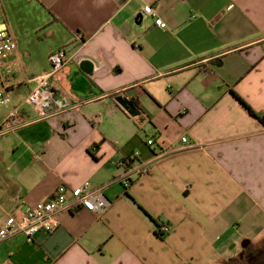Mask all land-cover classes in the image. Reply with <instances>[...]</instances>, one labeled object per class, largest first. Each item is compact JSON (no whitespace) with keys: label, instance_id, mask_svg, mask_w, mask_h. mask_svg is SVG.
<instances>
[{"label":"crops","instance_id":"0c3cea01","mask_svg":"<svg viewBox=\"0 0 264 264\" xmlns=\"http://www.w3.org/2000/svg\"><path fill=\"white\" fill-rule=\"evenodd\" d=\"M37 1L44 39L5 22L17 49L0 119L17 109L22 121L0 135V226L61 184L106 186L110 206L65 209L33 241L9 236L0 264H264L248 255L264 246V123L236 95L264 114V0ZM58 50L50 81L67 105L44 118L28 96ZM136 152L151 168L125 186L121 162Z\"/></svg>","mask_w":264,"mask_h":264},{"label":"built area","instance_id":"2783aa9c","mask_svg":"<svg viewBox=\"0 0 264 264\" xmlns=\"http://www.w3.org/2000/svg\"><path fill=\"white\" fill-rule=\"evenodd\" d=\"M144 11L153 16L157 15L151 4H147L144 7ZM155 22L161 27L167 26L161 17H157ZM16 49L17 41L15 36L5 22H0V75L3 73L11 55ZM49 59L52 64L51 70L39 76V85L28 96L29 102L36 107L41 117L44 118L50 115L55 106L65 108L67 105L64 99L55 97L50 81V78L60 72L64 67L66 63V52L64 50L54 51L51 53ZM9 102H11V95L5 87L0 86V106ZM16 117L19 118L17 109L4 120L0 119V135L13 127L11 125L13 122H16V125L19 122L21 123L22 119L20 118V121H17ZM187 140V136L182 137L183 142H187ZM148 144L155 145V140L149 138ZM164 153H167V151H164ZM121 166L124 168V171L120 178H122L125 186L132 184L135 175L148 173L151 168L149 162L141 160L139 152L123 160ZM105 187L93 186L90 181H86L82 185L72 188L61 184L49 199L29 206L19 216L11 214L6 222L0 226V241L19 232H23L28 241H33L36 234L41 230L52 232L59 225V212L65 209L83 207L94 212H104L110 206V201L104 192ZM160 230L167 235L171 231V226L168 223H161Z\"/></svg>","mask_w":264,"mask_h":264},{"label":"rangeland","instance_id":"374dc122","mask_svg":"<svg viewBox=\"0 0 264 264\" xmlns=\"http://www.w3.org/2000/svg\"><path fill=\"white\" fill-rule=\"evenodd\" d=\"M37 0H11L4 5L5 17L0 18V22L12 24L20 35H30L32 41L39 42L40 37H46L45 29L36 30L38 19L43 16L40 14V7ZM42 40V39H41ZM47 40L45 39L44 47ZM6 109V106L2 107Z\"/></svg>","mask_w":264,"mask_h":264},{"label":"water","instance_id":"95a60500","mask_svg":"<svg viewBox=\"0 0 264 264\" xmlns=\"http://www.w3.org/2000/svg\"><path fill=\"white\" fill-rule=\"evenodd\" d=\"M118 101L133 115L140 114V109L138 106L134 103L133 100L129 99L127 96H119ZM107 197V196H106ZM108 198V197H107ZM109 199V198H108Z\"/></svg>","mask_w":264,"mask_h":264},{"label":"trees","instance_id":"16d2710c","mask_svg":"<svg viewBox=\"0 0 264 264\" xmlns=\"http://www.w3.org/2000/svg\"><path fill=\"white\" fill-rule=\"evenodd\" d=\"M116 71V70H115ZM236 95L238 96V98L241 100V102L248 108V110L253 114V115H255L259 120H261L263 123H264V114H261V113H259V112H257L256 110H254L247 102H246V100H244L241 96H239L237 93H236ZM146 212V211H145ZM147 213V212H146ZM156 224H157V233L160 235V236H162V237H164V236H166V234H164V233H162L161 232V230H160V226H161V224L160 223H158V222H156Z\"/></svg>","mask_w":264,"mask_h":264},{"label":"flooded vegetation","instance_id":"af4514ba","mask_svg":"<svg viewBox=\"0 0 264 264\" xmlns=\"http://www.w3.org/2000/svg\"><path fill=\"white\" fill-rule=\"evenodd\" d=\"M248 255L250 258H254L257 255H264V246H261L260 248H256L255 246L248 245ZM237 258H234L232 261H230V264H238L236 263ZM241 264H252V261H248L247 263H241Z\"/></svg>","mask_w":264,"mask_h":264}]
</instances>
